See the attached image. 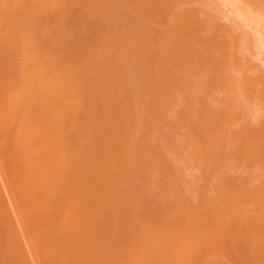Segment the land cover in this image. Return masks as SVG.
<instances>
[{"label": "bare ground", "instance_id": "1", "mask_svg": "<svg viewBox=\"0 0 264 264\" xmlns=\"http://www.w3.org/2000/svg\"><path fill=\"white\" fill-rule=\"evenodd\" d=\"M164 1L165 0H0V146H1L0 156L2 155L3 156L2 158H5L8 164L14 167L12 169V171L14 172H11L12 180L14 178V181H12L14 183L13 190L15 188L16 195L21 203L19 207L21 219L23 222V226L25 227L24 229L28 232L29 237H31L33 240L32 245L35 247V251H37V255H38L36 256V259L37 257H39V261H40L39 263L41 264H197L199 260L196 261V256L198 253H202L199 252L202 250L205 251L204 252L205 254H202L204 255L203 257H205V261H206V263L204 264H215L214 261L215 258L213 257L216 256H213L214 254L213 247L219 244V241L222 240L220 238L221 235L219 236V233L221 231H218V229L220 228L218 226L219 224L217 223L218 221H216V223L218 224L217 225L215 221L211 220L214 219L213 217L210 219L208 218V221L211 220L213 224L215 223L217 225V227L214 224L213 227L208 226L207 229L205 226H204L205 228L202 227L204 224L202 225V221H200L203 220L204 218L199 220L202 211L204 210L206 214L208 212V209L209 208L211 209V207L213 206V201H210L211 200L210 198H208V200L204 198L205 200L204 201L202 196L201 199L205 202L204 203L203 201H201L202 205H199L200 203L197 205L195 202H192V200L191 203L189 201L188 202L186 201L188 203V207L184 206L186 207L185 208L186 211L184 213L185 215L183 214L184 215L183 217L180 215L179 216L176 215L172 219L171 218L169 219L168 217H170V214L172 216L173 214L175 215L177 213L172 212L173 214L170 213L168 215L166 212L168 210H165L164 215L166 217H164L163 215L164 217L163 220H160L161 219L160 217L158 220H154L155 222L160 221L159 224L157 225L148 226L146 223L142 222L139 218L142 216L141 215L142 213L147 214L149 208L151 207L152 209L153 207L151 206L153 203L152 202L150 206H149L150 203L149 204L147 203L148 206L145 208L146 199L149 196H150V198H148L149 201L152 198H155V196L153 197V195L150 193L151 190H149V188L152 189L151 184L155 183V185H157L159 182V180H157L158 178H155L156 182L158 181L157 183L155 182L154 177H153L154 180L152 179L153 173L151 171L153 169L156 172V170H159L160 166L161 167L164 166V162H161L163 158H161L158 154L157 155L159 156V158H161L160 159L161 161L155 159L154 156L151 155L149 156V154L147 155L146 150L143 151L146 148L145 147L146 144L149 143L150 141L149 138L151 137L150 136L148 138L149 141L146 140L145 134L146 135L147 134L150 135V134L146 132L145 129H148L147 131H151L152 130L151 126L155 124L151 122L152 120L151 119L150 120L151 126H148L150 124L148 123L149 121L147 117H150L151 113L152 114L154 113L150 111V114L148 115L149 109L142 108L145 105L143 106L140 104V101L143 100L142 98L143 96L141 95L144 96L147 95V97L153 96L154 98H157L158 106L157 105L156 106L159 108L155 106L156 103L154 104V106L156 107L155 110L158 111V109H160L161 106L163 105L167 106L165 105V103L164 104L162 103L163 105H161V101L163 97L168 94V92L170 93L169 90H172L169 89V86L171 85L173 86L174 84V86L176 85L178 87L179 85H181L182 87L181 80L182 78L184 79L186 77L185 75V77L181 78L180 76L182 75L176 74V72L178 71L177 69L180 70V67L177 68L176 67L177 64L174 63L175 61L174 58L177 56L175 57L173 56L174 58H172L170 54L172 49V45L170 43L173 42L169 37L165 39L166 41L165 42L164 40L161 41V39L165 38V36H163L162 38L163 33L161 35L157 34V36H161V38L159 37L160 38L159 40H156L157 43H154L155 41L154 40L153 44L155 45H152L151 38L149 43L148 39L150 36H146V35H149L148 34L150 33L149 30L152 29L151 28L152 25L156 24L158 20L154 22V24H152L150 28H148L149 29L148 33L147 31H145L144 33V29L146 28L145 30H147L148 27L146 25L143 31H141L144 20L142 22L141 21L142 18H139V15L141 14L140 12H142V8L144 7L146 9L147 8L150 9L153 8L154 6H159V5L161 6V3L163 5L165 4ZM192 1L189 2L191 3ZM201 1H203L202 3L204 4L207 0H205V2L204 0H197V2L199 3H201ZM225 1L227 2V0ZM236 1L237 0L235 1L233 0V2ZM246 1H248L247 2L248 5L250 4L253 7H257L258 13L260 11H262L260 12V14L264 13V0H246ZM196 7L195 8L192 7L187 10L185 9L186 11L183 10L184 12L174 11L176 13L175 14L176 17L174 15L173 19H171L173 21V24L172 22L170 24H172L173 27H175L174 22L176 20H174V18L175 19L177 18V19H181V21H183L182 23L185 22V25H188V27L190 24H192L193 26L190 28L193 30V28L195 27L194 32L198 31V29L196 28L200 29V27L198 25H197L198 27L195 26L193 20L194 18H196V15H199V13L202 14V12L204 11H200V8H198V6ZM156 8L157 7H155V9ZM182 8L183 7H181V9ZM207 8H209V6ZM251 9L250 12L248 11L246 16L251 17L250 15L253 14L251 13ZM210 11L209 13L214 14L213 12ZM168 13L170 14V12ZM209 13L207 14L206 21L204 20L206 18L205 13L203 15L205 16L203 21H205L206 24L204 23L205 24L204 27L202 25L201 28H203L206 31L204 34H208V32L215 30V26H214L215 23L218 22L217 24H219V21L215 20L217 15L215 17V15H211ZM238 13L239 12H237L236 14L238 15ZM119 14L122 18H124V20H126L127 25L124 23L123 27H120V25L123 24L121 23L123 21L120 22L121 24L119 23V19H121L119 18L120 17ZM166 14L167 13H165V15ZM137 17L139 18L140 23H138L139 21L137 20L138 19ZM147 19L150 18L148 17ZM244 19L250 25V28L251 26L256 27L254 25H256L255 23L257 21L253 25H251L252 22H254L255 20L254 18L245 17ZM261 20L262 22H264V19L261 18ZM95 21H97V25L94 26L93 23ZM214 21L215 23H213ZM141 23H142V27L140 28ZM148 24L150 25V23ZM166 26L169 25H165V27ZM205 27L211 31L206 30ZM155 29L153 30L155 31ZM203 29L202 31H204ZM157 31H160V29L158 30L157 28ZM166 31H168L167 28ZM215 31H218V29L216 28ZM253 31H255V28ZM232 32L230 33L233 34ZM202 33L198 34L197 32L196 37H199ZM221 33L222 32L217 33L218 36L211 34L214 35L212 39L214 38L217 39L219 37L216 41L220 40L221 35L219 34ZM228 33L226 35L227 38L228 35L230 36V34ZM247 33L249 34V32ZM247 33H245L244 35H246ZM254 33L251 35L254 36ZM258 33L262 34L261 31H259ZM261 34L260 37H262ZM201 37L203 38V36ZM201 37H199V39H201ZM233 37H235V41H236L240 36L233 35L232 38ZM248 37L246 39H249ZM169 39L171 40V42L169 41ZM254 39H256L255 36ZM254 39H252L251 41H253ZM182 41L180 43H176L177 41H175L174 44L176 43V45L180 46L183 43ZM224 41L222 43H220L219 41L220 45L224 46L225 45ZM239 42L241 44V41ZM256 42L261 43L264 42V40L258 42V40L256 39ZM244 43L246 42L244 41ZM253 43L254 45H256L255 42ZM249 44L251 43L249 42ZM243 46L245 47L244 44ZM235 49L237 50V47H235ZM196 50L197 48L195 49V51ZM225 50L227 51V49ZM208 54L209 52L207 53V56ZM227 54H228L227 58L230 54H232L233 56V57L231 56L232 57L231 60L233 59V61L232 62L230 61L231 63H229V65L232 66L233 63L236 62L235 59L238 60L239 57H236L234 59L233 53L230 54L227 53ZM183 60L181 59V61ZM178 61L180 62L179 59ZM262 61H264V59H262ZM192 62L194 63V60H192ZM200 62L201 61H199V63ZM182 64L183 62H181V65ZM214 64H215V60H214ZM199 65L201 64H198V66ZM236 65L233 66V69L234 67H236ZM240 65H241L240 69H238L239 67L237 65V68H235L234 70L237 71L241 70L243 65L242 64ZM254 65L255 64H253V66ZM245 68L251 69L252 67L246 66ZM256 68L257 66H255L253 69L255 70ZM250 69H248L249 72L250 71L254 72L253 69L252 70ZM257 70L259 71L260 68ZM185 71H186L185 74H187L188 72L190 74V71L192 70L188 71L187 69ZM185 71H183L182 69L181 71L182 74ZM253 72H251L250 74L251 76L248 75V77L244 76L247 75L248 73L242 75L243 73L239 72L241 73L242 77L244 76V80L246 81L249 80L248 83H250L251 85V88L249 84H248L249 88L247 87L248 89H250L249 91L250 96L245 91L246 94L248 95L247 98H251L250 106L248 104L249 111L250 110L251 111L249 112L248 110L245 109L246 111H248L249 113L248 114L243 109L245 111L244 115H246L245 118H243L244 117L243 115L238 116L239 118L242 117L243 119L242 120L237 119V121H240L239 122L240 124L238 123L239 127L237 131L232 133V135L231 133L229 134L236 142V147H237L235 153L236 155L234 158L237 164L236 165L237 173L235 174L237 176H235L234 179L236 182H234L235 184H233V186L230 183L228 184L229 186L231 185L230 191H229V186L227 185L228 188H226V185H223L224 183L221 185L225 188L220 186L219 185L220 183H218L219 187L213 185V187L215 186L213 189L214 191L211 190V185L214 182L211 185H209L210 187L206 186L207 182L206 185H202V186H206V190H202V192H205L209 189L208 193L211 190L210 193L219 192L220 196L223 193V191H224L223 193L224 196L225 194H227V192L229 194L231 192L234 193L231 197L232 200L231 204L234 207L232 205L231 206L234 209L236 215L235 216L233 214L236 217L235 218L236 220L234 221L236 224H235V229L233 230L234 231L233 234L235 235L234 244L236 248L235 251L237 253L236 255L237 258L239 259L238 262H240L241 264H246L245 262L250 260L254 254H257L259 247L260 248L261 246L264 247V245L261 244L262 241H264V238H261L262 241L259 238L262 237V233H264L262 232V229H260L262 226L259 227L260 231L258 232V233L262 232L260 234L261 236L259 234L258 235L256 234L258 231V229L256 230L257 226H260L262 222H264V219H262V222H260L261 224H258L259 223L258 221L261 220L258 219L260 218L258 215L259 204L260 206L261 205L264 206V204L261 203L264 202V200H262L264 198L261 197L262 195H264L262 194L264 193V185H262V183H264V178H261L262 181H259L260 176L264 175V73L262 72L258 73L257 71H255L256 73L252 75ZM235 73L233 72V74ZM249 76L250 77L253 76V77L247 80ZM219 77L222 76L219 75ZM245 77L247 78L245 79ZM187 78L190 80L189 77ZM239 79L241 78L239 77ZM195 81H197V79ZM189 85L191 86V84ZM184 87L180 88L179 90H182ZM185 91L187 93V90ZM238 91L241 92V90ZM181 92L182 91H180V93ZM170 96L171 95H168V97ZM175 96L177 97V95ZM182 96H183V92L181 94V97ZM205 96H207V94ZM140 98L142 100H140ZM166 98H164L165 102L167 100L170 102L169 98L167 100ZM238 98L240 97L238 96ZM171 99L173 100V98ZM189 99L191 100V98ZM179 101H181V99ZM159 103L161 106H159ZM242 105L245 106V104ZM151 106H153V104ZM230 107L232 108L231 105ZM150 108L151 110L153 109L152 107ZM213 110L215 112V109ZM233 110L230 109V111ZM198 112L200 111H197V113ZM233 112L231 114H233ZM144 113L146 116L144 115ZM165 113L167 112L165 111ZM176 113L179 114L178 112ZM189 113H191V111ZM171 114L173 113L171 112ZM203 114L205 115L206 113L203 112ZM209 114L210 116H212L211 113ZM234 114L238 115L237 112ZM162 115H164V113ZM162 115L160 116V118L162 117ZM198 115L201 114L198 113ZM198 115L195 114V116L197 117ZM167 116H169L168 113ZM178 116H180V114ZM235 116L234 119H236ZM197 117H195L196 118L195 120L199 119ZM202 118H205V116H203ZM157 119L159 118L158 117L156 118V125L158 121ZM234 119L233 120L231 119V121H234ZM213 122L215 121L213 120ZM222 123L223 122H221V124ZM184 124L186 123L184 122ZM191 124L192 123H190V125ZM221 124L219 123V126H222ZM176 125L179 124L177 123ZM158 126H160V124ZM149 127L151 128V130ZM200 128L194 127L193 129H195L194 131L196 130L201 131L202 129ZM231 128L234 129L236 127L231 126ZM154 129L156 131V127ZM204 129H207L206 126ZM143 131H145V134L142 133ZM223 131H226V129ZM215 133L217 134V132ZM196 137L198 138L199 136L196 135ZM215 137L219 138V136L216 135ZM204 138L205 137H203L202 139ZM232 138L231 140L233 141ZM189 139L190 138L188 139L186 138L188 143L192 140V138L190 141H188ZM221 139H223V136ZM151 140H153V138H151ZM179 140L182 139L179 138ZM215 140L216 139H214V141ZM181 143L182 142H180V144ZM189 144L192 146L191 143ZM168 145L171 146V143H168ZM142 146H144L145 148L144 147L142 148ZM159 146L160 144L154 148H159ZM173 146L175 147L176 144ZM185 147L186 146H184V148ZM186 148L184 150H186ZM211 148H212V144H211ZM199 149L200 148L196 150ZM153 151L155 152L154 149ZM156 152H158V150ZM190 152L192 151H189L188 153ZM192 154H194V152ZM146 155L149 156V158L152 157L151 160L148 159ZM174 155L176 156V154ZM145 158H147L146 159L147 163L146 160L143 161V159ZM188 158H192V157L189 156L187 157V159ZM152 160L156 161L155 162L156 164L158 161V163H162L163 165L160 164L155 165V163H152L154 166L153 167L152 164H150L151 162H153ZM200 161L196 162L195 160L196 163ZM222 161L218 160V162H222ZM179 163L177 162L178 165ZM203 163L204 162H202V165L205 164ZM213 163L215 162H212V164ZM146 164L148 166L145 168ZM149 164L152 167H150ZM187 164H189L188 161ZM217 164L219 165L220 168L221 164L219 163ZM224 166L225 165H223V168ZM137 167L139 169V173L142 175V177L141 175H139L138 177H141L142 179L144 178V180L142 181V183L144 182L143 185L141 182H140L141 185H136V183H139L136 182L135 180L136 179L135 177H137V175H135V172L137 174L136 171ZM205 167L207 166L205 165ZM181 168L183 169V167ZM212 168H214V166H212ZM216 168L218 170L217 166ZM221 168L220 170H222ZM170 169L171 168L169 167V170L167 169V172L170 171ZM191 169H192L191 171H193V168ZM204 169L206 170V168ZM164 172L167 173L165 168H164ZM12 173H14V176ZM180 173H182V171ZM163 174L164 173H161L160 170L159 175L163 176L164 180L167 182L168 177L166 179L165 174L164 175ZM155 175H157L156 177H160L157 173ZM177 175L179 176L178 172ZM177 175H173V176L177 177ZM187 176L185 177L187 178ZM163 177H162V181H164ZM179 177H181V175ZM183 177L184 176H182V179ZM207 177H204L206 181L207 179H209ZM227 177L225 178L226 179L225 182H228ZM141 178L139 179L141 180ZM171 178L173 179V177ZM177 178H175V180ZM214 180H216V178ZM166 182H165V187L161 184L164 188H166V184H167ZM168 182L169 184L171 183L170 180H168ZM179 184L180 181H178L177 186H179ZM13 185L11 184V186ZM161 185L159 184L158 186L162 188ZM167 188H169V185ZM183 189H185V187ZM201 189L203 188L201 187ZM224 189H227V191H225ZM164 190L168 191V189H164ZM164 190L155 189L154 194L155 195L157 194L156 191L162 194L164 193L162 192ZM173 190L175 191V189ZM191 190L192 187L190 188V191ZM200 190L196 189V191H198L199 194H200ZM179 191L180 190L176 192L178 193ZM180 192L184 193L182 190ZM170 194L172 195L171 192ZM205 195L206 194H204V196ZM165 196L166 195H163V197ZM220 196L218 197L219 200L221 199ZM167 197L170 200H173L169 197L168 194ZM156 198L159 197L156 195ZM215 198L214 199L212 198L214 202L217 201L215 200ZM260 198L262 200L261 202H259ZM222 200L225 201L223 198ZM209 202H212L211 207H209ZM163 204L167 205L168 202ZM177 204H179L178 201L176 202V205ZM179 205H177L178 208L181 205H185V204L183 203L180 206ZM262 206L261 208H259L260 211L264 210L262 209ZM166 207H164V209ZM177 207H175L174 205V208ZM215 207H212V209ZM227 207L229 208V206ZM219 209L223 211L221 208ZM213 211L215 212V210ZM155 212L156 211H154V214H158ZM182 212L178 211V214L179 213L181 214ZM216 212L218 214V211ZM260 213L264 215V211H261ZM152 214L153 213H151V215ZM195 214L198 217L195 216ZM209 214L213 216L212 213ZM229 215L230 216L228 217V219L232 218L231 213ZM142 217H144V215ZM176 218H180V219L176 220ZM208 221H206V223ZM200 227L203 228L204 230H201ZM26 233H24V236ZM229 234H230V230H229ZM14 236L15 235H13L12 238L10 237V235H9L10 238L8 236L6 237L5 242H7L6 244H8L9 248L6 249L5 255L12 258L20 259V256H22L20 252L22 250L19 251L20 247L18 248L17 245L18 238L15 239L18 236H15V238ZM256 236H259L257 237L258 239H255ZM224 239L225 238H223V240ZM255 240L261 242L259 243L260 246L258 245V243L255 245V246H259L258 248L255 247L256 251L253 249L254 244L256 242ZM18 242H20V239ZM220 243L221 245L220 244L219 245L221 247L223 242L220 241ZM27 244L29 245V243ZM219 245H217L218 246L217 249L219 248ZM253 250L256 253L255 252L253 253ZM260 251L262 250L260 249ZM215 253L217 252L215 251ZM218 254L221 255V252ZM202 255L200 254V256ZM2 256H4V254L0 256V260L5 261V257ZM256 256L254 255L253 258ZM253 260L255 261L257 260V258ZM194 261L196 262L194 263ZM250 262L253 261L252 260L248 261L249 264H251ZM255 262L257 263L258 261Z\"/></svg>", "mask_w": 264, "mask_h": 264}, {"label": "rangeland", "instance_id": "2", "mask_svg": "<svg viewBox=\"0 0 264 264\" xmlns=\"http://www.w3.org/2000/svg\"><path fill=\"white\" fill-rule=\"evenodd\" d=\"M184 1V2H183ZM165 0L164 1V5L161 3V6L159 5V4H157V5H159V6H154L153 8H142V12H140L141 14L139 15V18H142L141 19V21L143 22V20H144V22H143V27H142V23H141V26H140V28L142 27V29H141V31H143V29H144V27H145V25L146 26H148L147 27V30H145L144 29V33H145V31H147V33L150 31V33H151V35H150V33H148L149 35H146V36H150L149 37V43H150V38H151V41H152V45H155V44H153V41L155 40H159L160 38H161V36H157V34L158 35H161L162 33V38H163V36H165V38H163V39H161V41H165V39H167L168 37L172 40V42L173 43H170L171 42V40L169 39V43L172 45V49H174V50H172L171 49V52H170V54H171V56H172V58H174L175 56H177V57H175L174 58V63H176L177 65H176V67L177 68H179L180 67V70L179 69H177L178 71L176 72V74L177 75H182V76H180L181 78L182 77H185V75H186V77L183 79L182 78V80H181V83H182V87H184L187 83V85L182 89V90H179L180 88H182L181 87V85H179L178 87L175 85L174 86V84H173V86L171 85V86H169V89H172V90H169L170 91V93L168 92V94L167 95H165L164 97H163V99H162V101H161V105H163L164 103H165V105H167V106H161L160 105V103H159V106H161L160 107V109H158V111L157 110H155L156 109V107L158 106V104H157V98H154L153 96L151 97V96H148L147 97V95L146 96H144V95H141V96H143L142 98H143V100L140 98V100H142V101H140V104L141 105H145L144 107H142L143 109L145 108H147V109H149V113H148V115L150 114V111L151 112H153L154 114H152L151 113V115H150V117H147V119H148V123L150 124V125H148V126H151V122H153L155 125H153V126H151V128H152V130H151V128H150V130L151 131H147L148 129H145L146 130V132H148L150 135H146L145 134V131H143L142 133L143 134H145V136H146V140H148V138H149V143H147L146 144V148L144 147V146H142V148L144 147L145 149L143 150L142 148V150L143 151H147V155L149 154V156L151 155V156H154V158L155 159H158V161H161L160 159L161 158H163V160L161 161V162H164V166H160V168H159V170H156V172H155V170H153L152 169V173H153V175H152V179H153V177H154V179L155 178H158L157 180H159V182H158V184L157 185H155V183L154 184H151L152 185V189L151 188H149V190H151V194L153 195V197L155 196V198H152L150 201H149V199L148 198H150V196L146 199V203H145V208L148 206L147 205V203L149 204V206L151 205V203H152V205L151 206H153L152 207V209H154V210H152L151 209V207L149 208V210H148V212H147V214L146 213H142L141 215L143 216L144 215V217H139L140 218V220L142 221V222H144V223H146L148 226H152V225H157V224H159V222L158 221H154V220H158L159 219V217L161 218L160 220H163V218L164 217H166L165 215H164V213H165V210H168V211H166L167 212V214L169 215L170 213H172V212H174V213H177V214H173L172 216H171V214H170V217H168L169 219L171 218H173L174 216H176V215H180V216H184L185 214V211H186V207H184V206H187L188 207V201L191 203V200H192V202H195L197 205L199 204V205H202V203H201V201H203L204 200V198L205 199H207L208 200V198H210L209 200L210 201H213V206L212 207H215V208H213L212 209V207H211V204H212V202H209V207H211V209L209 208L208 209V212L209 213H212L213 214V216L211 215V214H209L208 212L205 214V212H204V210L202 211V213L201 214H204V215H201L200 214V218H199V220L200 219H203V220H200V221H202V227L203 228H207L208 226H212L213 227V225L216 223V221H218L217 223L219 224H217L220 228L218 229V231H221L220 233H219V236L221 235V239L222 240H220V241H222L223 242V244H222V246L220 247V245H221V243H220V241H219V244H217V245H219V250L217 249V245H215V247H213L212 249H213V252H214V254H213V256H216V257H213V258H215L214 259V261H215V264L217 263V264H241L240 262H238V258H237V253H236V248H235V235L233 234L234 233V229H235V212H234V209L232 208V200H231V197H232V195L234 194V193H228L227 192V194H225V196H224V191H223V196H222V194H221V196L219 195L220 193L218 192V193H213V195H212V193H210L211 192V190H213L214 189V187L215 186H217V187H219L218 186V183H220L219 185L220 186H222L221 184H223V185H226V188H228L227 187V185L230 183L232 186H233V184H235L234 182H236L234 179H235V176H237V175H235L236 173H237V171H236V161H235V153H236V150H237V147H236V142L234 141V139L231 137V135H232V133H234L235 131H237V129H238V123L240 122V121H237V119L239 120V119H243V118H245V116L246 115H244L245 113V111L246 110H248L249 111V106H250V99L251 98H247L248 97V95L250 96V94H249V91H250V89H248L249 87H248V84L250 85V83H248L249 82V80L248 79H250V78H252V77H250L251 75V72H253V71H250L249 72V70L248 69H250V68H248V69H246L245 67L246 66H250V67H252L250 70H252L255 66H257V68L254 70V72L252 73V75L254 74V73H256L255 71H257L258 73H260V72H262V73H264V71H262V70H264V61H262V59H264V49H262V48H264V44H262V43H264V42H261V43H257L256 42V39L258 40V42H260V41H262V40H264V31H262V30H264V28H262V27H264V22H262V20H261V18L262 19H264V15H262V14H264V13H261L260 14V12H262V11H260L259 13H258V9H257V7H253L252 5H248V1H246V0H237L236 2H233V0H227V2L225 1V0H207V1H209V2H205V0H204V2L205 3H207V4H203L202 2L203 1H201V3H199V2H197V0L195 1H192V0H189V1H192L191 3L189 2V1H186V0ZM222 1V2H221ZM225 1V2H224ZM235 1V0H234ZM177 2V3H176ZM186 2V3H185ZM196 4H194V3ZM224 2V3H223ZM172 3V4H171ZM176 3V4H175ZM247 3V4H246ZM179 4H180V6H179ZM182 4H184V5H182ZM191 4V5H190ZM211 4V5H210ZM230 4V5H229ZM234 4V5H233ZM168 5V6H167ZM182 5V6H181ZM200 5V6H199ZM163 6V7H162ZM176 6V7H175ZM196 6H198V8H200V11H204V12H202V14L201 13H199V15H196V18H194V23H195V26H199L200 27V29L199 28H196V29H198V31H196V32H194V29H195V27L193 28V30L190 28V27H192L193 25L192 24H190L189 25V27H188V25H185V22L184 23H182L183 21H181V19H175L174 18V20H176L175 22H176V24H175V22H174V26L175 27H173V21L171 20V19H173V17H174V15L176 14L174 11H176V12H178V11H180V12H182L183 10L184 11H186L187 9H190V8H195ZM209 6V8H207ZM233 6V7H232ZM234 6H235V8H234ZM248 6H250V7H248ZM146 7V6H145ZM155 7H157L156 9H155ZM160 7V8H159ZM172 7V8H171ZM181 7H183L182 9H181ZM185 7V8H184ZM187 7V8H186ZM204 7V8H203ZM207 9H206V8ZM167 8V9H166ZM170 8V9H169ZM174 8V9H173ZM176 8V9H175ZM197 8V7H196ZM251 9V13H253V14H251L250 16L252 17V18H254L255 20H254V22H252V24L251 25H253L256 21L258 22H256L255 24L256 25H254V26H256V27H253V26H251V28H250V25L247 23V21L244 19L245 17H248V18H251V17H249V16H246V14L248 13V11L250 12V9ZM144 9H146V10H144ZM154 9H155V11H154ZM160 9H162V10H160ZM164 9V10H163ZM186 9V10H185ZM202 9V10H201ZM237 11V12H239L238 13V15L236 14L237 12L235 11V10ZM257 9V10H256ZM151 10V11H150ZM172 10V11H171ZM206 10V11H205ZM211 10V11H210ZM149 11H150V13H149ZM183 11V12H184ZM209 11L210 12H213L214 14H212V13H209ZM232 11V12H231ZM256 11V12H255ZM156 12H158V13H156ZM160 12V13H159ZM168 12H170V14L168 13ZM179 12V13H180ZM209 14H211V15H215V17H216V15H217V17H216V21L218 20L219 21V24H217V23H215V21L213 22V23H215L214 24V26H215V30H216V28L218 29V31L219 32H222L221 34H219V35H221V38H220V40H218V41H216L217 39L216 38H214L215 39V41H214V39H212L213 37H214V35H216V36H218V34L217 33H219L218 31H215V30H213V31H211V30H208L206 27V30H208V31H211V32H208V34H204L206 31L203 29V28H201V26L203 25V27H204V25L206 24V20H207V14L208 13ZM233 12H235V13H233ZM165 13H167L166 15H165ZM174 13V14H173ZM204 13H205V15H206V18L204 19V17L205 16H203L204 15ZM178 14V13H177ZM202 16H201V15ZM145 15V16H144ZM148 15V16H147ZM170 17H169V16ZM237 15V16H236ZM244 15H245V17H244ZM262 15V16H261ZM119 16H120V14H119ZM118 16V17H119ZM164 16V17H163ZM168 16V17H167ZM198 16V17H197ZM201 16V17H200ZM236 16V17H235ZM150 18V19H147V18ZM175 17H176V15H175ZM200 17V18H199ZM214 17V16H213ZM212 17V18H213ZM239 17V18H238ZM119 18H121V19H119ZM118 19H119V23L121 22V21H123V22H121V23H123L122 25H120V27H123V25H124V23L127 25V23H126V20H124V18H122L121 16L119 17ZM138 18V17H137ZM139 18L137 19L139 22L138 23H140V20H139ZM154 18V19H153ZM164 18H165V20H164ZM169 18V19H168ZM218 18V19H217ZM123 19V20H122ZM152 19V20H151ZM202 19V20H201ZM203 19L205 20V21H203ZM40 20H42V19H40ZM149 20V21H148ZM160 22H158V21ZM170 20V21H169ZM178 20V21H177ZM214 20V19H213ZM240 20V21H239ZM243 20V21H242ZM135 21H136V19H135ZM157 21V22H156ZM192 21V20H191ZM152 22V23H151ZM154 22H156V24H154ZM162 22H163V24H162ZM169 22V23H168ZM172 22V24H170ZM243 22H244V24H243ZM120 23V24H121ZM146 23V24H145ZM148 23H150V25L148 24ZM180 23H182V24H180ZM197 23V24H196ZM205 23V24H204ZM94 26L95 25H97V21H95L94 23ZM152 24H154V25H152ZM201 24V25H200ZM223 24H224V26H223ZM151 25H152V27H151ZM165 25H169V26H166L165 27ZM177 25H178V27H177ZM154 26V27H153ZM157 26V27H156ZM180 26H181V29H180ZM182 26H183V28H182ZM186 26V27H185ZM197 26V27H198ZM218 26H220V27H218ZM246 26V27H245ZM247 26H249V27H247ZM152 28V29H148V28ZM165 27V28H164ZM170 27V28H169ZM177 27V28H176ZM229 27V28H228ZM233 29H232V28ZM126 28V27H125ZM156 28V29H155ZM157 28H158V30L160 29V31H157ZM166 28H167V30L168 31H166ZM187 28H189V29H187ZM230 28H231V31H230ZM250 28V29H249ZM253 28V29H252ZM254 28H255V31H253L254 30ZM262 28V29H261ZM122 29V28H121ZM153 29H155V31L153 30ZM161 29H163V30H161ZM172 29V30H171ZM183 29V30H182ZM184 29H187V30H184ZM202 29L204 30V31H202ZM220 29V30H219ZM123 30V29H122ZM149 30V31H148ZM189 30V31H188ZM199 30H200V32H199ZM232 30H233V32H232ZM248 30V31H247ZM251 30V31H250ZM261 31L262 32V34H261V36L262 37H260V34L258 33L259 31ZM152 31H154V32H152ZM184 31H186V32H184ZM228 31H229V33H228ZM124 32H125V30H124ZM157 32V33H156ZM159 32H160V34H159ZM168 34H167V33ZM198 32V34L199 33H202L199 37H201V36H203V38L201 37V39H199V37H196L197 36V33ZM212 32H214V33H212ZM230 32H232L233 34H231ZM244 32V33H243ZM247 32H249V34L247 33ZM255 32V33H254ZM210 33V34H209ZM227 33L228 34H230V36L228 35V38H227ZM245 33H247L246 35H244ZM254 33V36L256 37V39H254V36L253 35H251V34H253ZM164 34H166V35H164ZM186 34H187V37H186ZM211 34H214V35H211ZM195 35V36H194ZM206 35V36H205ZM233 35H238V36H240L236 41H235V37H233L232 38V36ZM244 35V36H243ZM167 36V37H166ZM189 36V37H188ZM194 36V37H193ZM208 36H210V37H208ZM215 36V37H216ZM249 36V37H248ZM252 36V37H251ZM160 37V38H159ZM192 37V38H191ZM229 37H231V38H229ZM249 38V39H246V38ZM158 38V39H157ZM188 38H191V39H188ZM243 38V39H242ZM197 39V40H196ZM209 39H210V41H209ZM221 39H223V40H221ZM252 39H254L253 41H251ZM183 40V41H182ZM193 40V41H192ZM196 40V41H195ZM212 40V41H211ZM225 40V41H224ZM247 40H248V42H247ZM154 41V43H157V41L155 42ZM175 41H177L176 43H180L181 41L183 42L180 46H178V45H176V43L174 44V42ZM219 41H220V43H222L223 41H224V43H225V45L223 46V45H220V43H219ZM234 41V42H233ZM237 41H238V44H237ZM239 41H241V44H240V42ZM242 41H243V43H242ZM244 41L246 42V43H244ZM159 42V41H158ZM166 42V41H165ZM195 42H197V43H195ZM199 42V43H198ZM212 42H214V43H212ZM217 42V43H216ZM235 42H236V44H235ZM249 42L251 43V44H249ZM253 42H255V44L256 45H254V43ZM232 43H233V45H232ZM209 44V45H208ZM211 44H212V46H211ZM228 44V45H227ZM243 44L245 45V47L243 46ZM260 44V45H259ZM157 45V44H156ZM188 45V46H187ZM192 45V46H191ZM194 45V46H193ZM202 45V46H201ZM216 45V46H215ZM226 45H227V47H226ZM234 45H235V47H237V50L235 49V47H234ZM247 45V46H246ZM177 48V50H178V48H179V50L177 51L176 50V48ZM204 46V47H203ZM209 48H208V47ZM215 46V47H214ZM219 46V47H218ZM243 46V47H242ZM258 47V49H257V47ZM155 47V46H154ZM190 47H191V49H190ZM240 47H241V49H240ZM248 49H247V48ZM152 48H153V46H152ZM186 48H187V50H189V51H187L186 50ZM189 48V49H188ZM194 48V49H193ZM197 48V50L195 51V49ZM224 48V49H223ZM233 48H234V50H233ZM244 48V49H243ZM207 49V50H206ZM214 49H216V50H214ZM225 49H227V51L225 50ZM231 49V50H230ZM184 50H186V51H184ZM221 50V51H220ZM235 50H236V52H235ZM238 50H240V51H238ZM260 50V51H259ZM177 51V52H176ZM179 51H180V53H179ZM184 51V52H183ZM176 52V53H175ZM186 52V53H185ZM194 52V53H193ZM209 52V54H208V56H207V53ZM219 52H221V53H219ZM174 53V54H173ZM198 53H202L201 55L200 54H198ZM227 53H233V55H234V59L236 58V57H239V59L237 60V59H235V61L237 62V65H238V69H240L241 68V65L240 64H242L243 66H244V69H246V70H244L243 69V66H242V69L241 70H234L235 68H237V65H236V62L235 63H233V65L231 66V65H229V63H231L232 61H233V59L231 60V58L233 57L232 56V54H230L229 56H228V58H227ZM176 54V55H175ZM184 54V55H183ZM221 54H222V57H221ZM255 54V55H254ZM194 55V56H193ZM200 55V56H199ZM259 55V56H258ZM174 56V57H173ZM188 56H190V57H188ZM213 56V57H212ZM232 56V57H231ZM253 56H255V57H253ZM179 57V58H178ZM204 57V58H203ZM212 57V58H211ZM200 58V59H199ZM219 58V59H218ZM222 58V59H221ZM242 58V59H241ZM247 58H248V60L250 61H248L247 60ZM255 58V59H254ZM178 59L180 60V62L178 61ZM181 59L183 60V61H181ZM202 59V60H201ZM211 59H213V60H211ZM229 59V60H228ZM255 61H254V60ZM256 59H258L259 60V62H258V60H256ZM192 60H194V63L192 62ZM214 60H215V64H214ZM177 61V62H176ZM196 61V62H195ZM199 61H201L200 63H199ZM205 61V62H204ZM226 63H225V62ZM227 61H228V63H227ZM231 61V62H230ZM241 61V62H240ZM244 61V62H243ZM181 62H183V64L181 65ZM202 62H203V64H202ZM208 62V63H207ZM238 62H239V64H238ZM246 62H247V64H246ZM185 63V64H184ZM201 64V65H199L198 66V64ZM206 63V64H205ZM219 63V64H218ZM257 63V64H256ZM180 64V65H179ZM214 64V65H213ZM218 64V65H217ZM246 64V65H245ZM253 64H255L254 66H253ZM262 64V65H261ZM175 65V64H174ZM187 65V66H186ZM192 65H193V67H192ZM196 67H195V66ZM227 65V66H226ZM234 65H236V67H234V69H233V66ZM240 65V66H239ZM231 66V67H230ZM174 67V66H173ZM181 67H182V69H183V71H185V70H187L188 69V71L189 70H192V71H190V74H189V72L187 73V74H185L186 73V71L185 72H183V74H182V69H181ZM192 67V68H191ZM198 67H200V68H198ZM220 68V70H219V68ZM260 68V70L258 71L257 69H259ZM184 68H185V70H184ZM197 68V69H196ZM229 68V69H228ZM197 71H196V70ZM223 69H225V70H223ZM228 69V70H227ZM233 69V70H232ZM219 70V71H218ZM222 70V71H221ZM231 70H232V72H231ZM242 70H244V71H242ZM247 70H248V72H247ZM217 73H216V72ZM204 72V73H203ZM219 72H221V73H219ZM233 72L235 73V74H233ZM239 72H242L243 74L242 75H244V74H247V75H244V76H247L248 77V75H250L249 76V78H247V77H245V79L247 78V80L248 81H246V80H244V76L242 77V75H241V73H239ZM194 73V74H193ZM237 73H239V74H237ZM184 75V76H183ZM219 75H221L222 77H219ZM229 77H228V76ZM194 76V77H193ZM196 76H198V77H196ZM236 76V77H235ZM187 77H189L190 78V80L187 78ZM237 77H238V79H237ZM239 77L242 79H239ZM187 78V79H186ZM233 78H235V79H233ZM197 79V81H195ZM229 79H230V81H229ZM233 79V80H232ZM228 80V81H227ZM226 81V82H225ZM239 81V82H238ZM241 81H243V82H241ZM245 81V82H244ZM172 82V81H171ZM196 82V83H195ZM232 82V83H231ZM198 83V84H197ZM243 83H246V84H243ZM189 84H191V86L189 85ZM246 85V86H245ZM243 88H242V87ZM186 87H188V88H186ZM191 87H193V88H191ZM195 87V88H194ZM198 87V88H197ZM201 87V88H200ZM248 87V88H247ZM250 88H251V85H250ZM196 89V90H195ZM185 90H187V93H186V91ZM195 90V91H194ZM197 90H198V92H197ZM238 90H241V92L240 91H238ZM180 91H182L183 92V98L181 97V94H182V92L180 93ZM193 91V92H192ZM247 92V94H246V92ZM237 92V93H236ZM245 92V93H244ZM178 93H180V94H178ZM194 93H197V94H194ZM242 93V94H241ZM187 94H189V95H187ZM194 96H193V95ZM207 94V96H205ZM209 94V95H208ZM239 94V95H238ZM244 94V95H243ZM246 94V95H245ZM168 95H171L170 97H168ZM175 95H177V97L175 96ZM192 97H191V96ZM241 95V96H240ZM140 96V97H141ZM172 96H174V97H172ZM238 96L240 97V98H238ZM243 96H244V98H243ZM150 97H151V99H150ZM167 97V98H166ZM197 98V99H195V98ZM236 97V98H235ZM164 98H166V100L169 98V100H170V102L167 100L166 102H165V100H164ZM171 98H173V100L171 99ZM188 98V99H187ZM189 98H191V100L189 99ZM200 98V99H199ZM204 98V99H203ZM149 99V100H148ZM181 99V101H179ZM186 99V100H185ZM193 99V100H192ZM208 99V100H207ZM243 99H246V100H243ZM147 102H146V101ZM156 102H155V101ZM199 100V101H198ZM151 103H149V102ZM152 101H154V102H152ZM164 101V102H163ZM173 101V102H172ZM205 101V102H204ZM233 101H235V102H233ZM242 101V102H241ZM246 101H248V102H246ZM190 102V103H189ZM191 102H193V103H191ZM200 102V103H199ZM209 102V103H208ZM149 103V104H148ZM156 103V104H155ZM163 103V104H162ZM166 103H168V104H166ZM169 103H171V104H169ZM178 103V104H177ZM183 103V104H182ZM187 103V104H186ZM196 103V104H195ZM199 103V104H198ZM239 103H240V105H239ZM245 104V106H243L242 104ZM153 104V106H151ZM154 104H155V106H154ZM181 104V105H180ZM190 104V105H189ZM207 104V105H206ZM209 104V105H208ZM236 104V105H235ZM248 104H249V106H248ZM168 105H169V107H168ZM176 105V106H175ZM179 105V106H178ZM189 105V106H188ZM198 105V106H197ZM203 105V106H202ZM205 105V106H204ZM226 105V106H225ZM230 105L232 106V108L230 107ZM243 107H245V108H243ZM247 105V106H246ZM175 108H174V107ZM182 106V107H181ZM210 106V107H209ZM241 106V107H240ZM150 107H152L153 109V111L151 110V108ZM164 107V108H163ZM198 107V108H197ZM203 107H205V108H203ZM209 107V108H208ZM214 107V108H213ZM229 107V108H228ZM238 107H239V109H238ZM248 107V108H247ZM157 108H159V107H157ZM180 108V109H179ZM217 108V109H216ZM224 108V109H223ZM233 108H234V110H233ZM242 108V109H241ZM178 109V110H177ZM199 109V110H198ZM204 109H206V110H204ZM210 109V110H209ZM213 109H215V112H214V110ZM230 109L231 110H233V111H230ZM236 109V110H235ZM245 111H244V110ZM250 109H251V107H250ZM162 111V113H161V111ZM169 110V111H168ZM179 110H181V111H179ZM193 110V111H192ZM200 111V112H198L199 114H201V115H198V113H197V111ZM208 110H209V113H211V115L212 116H210V114L208 113ZM212 110V111H211ZM225 110H226V112H225ZM145 111V110H144ZM165 111L169 114V116H167V113H165ZM191 111V113H189ZM196 113H195V112ZM241 111V112H240ZM248 111H246L247 113H248ZM251 111V110H250ZM249 111V112H250ZM145 112V113H146ZM157 113V115H156V113ZM159 112V113H158ZM170 112V113H169ZM171 112L173 113V114H171ZM176 112H178L179 114H180V116H178L179 114H177ZM188 112V113H187ZM203 112L204 113H206L205 115L203 114ZM233 112V114L234 113H236L237 112V114L238 115H236V114H231ZM145 113H144V115H145ZM164 113V115H165V118H164V115H162ZM219 113H221V114H219ZM225 113V114H224ZM242 113V114H241ZM188 114H190V115H188ZM191 114H193V115H191ZM195 114L196 115H198V117L197 116H195ZM249 114V113H248ZM147 115V116H148ZM153 115H155L156 116V118L158 117L159 119H157L158 121H157V125H156V118H155V116H153ZM162 115V117L160 118V116ZM222 115V116H221ZM225 115V116H224ZM236 115V116H235ZM244 116L243 118L241 117V118H239L238 116ZM146 116V115H145ZM193 116V117H192ZM197 117V118H199V119H197V120H195L196 118L195 117ZM201 116V117H200ZM203 116H205V118H202ZM210 116V117H209ZM224 116V117H223ZM234 116L236 117V119H234ZM170 117H171V119H170ZM187 117V118H186ZM222 117V118H221ZM238 117V118H237ZM155 118V119H154ZM181 118V119H180ZM193 118V119H192ZM212 120H211V119ZM152 119V120H151ZM163 119V120H162ZM205 119V120H204ZM208 119V120H207ZM224 119H226V120H224ZM231 119L233 120L234 119V121H231ZM150 120H151V122H150ZM179 120V121H178ZM182 120V121H181ZM187 120V121H186ZM200 120H201V122H200ZM204 120V121H203ZM207 120V121H206ZM213 120L215 121V122H213ZM220 122H219V121ZM160 121H162V122H160ZM163 121H165V122H163ZM170 123H169V122ZM198 121V122H197ZM229 121V122H228ZM180 122H181V124H180ZM184 122L186 123V124H184ZM197 122V123H196ZM206 122V123H205ZM208 122V123H207ZM221 122H223L222 124H221ZM230 123V124H228V123ZM179 124V125H176V124ZM189 123V124H188ZM190 123H192L191 125H190ZM199 123V124H198ZM217 123V124H216ZM219 123L222 125V126H219ZM160 124V126H158ZM203 124H204V126H203ZM208 124H209V126H208ZM212 126H211V125ZM240 124V123H239ZM190 125V126H189ZM199 125V126H198ZM214 125V126H213ZM235 125V126H234ZM156 127V131H155V127ZM167 126H169V127H167ZM178 126V127H177ZM184 126H186V127H184ZM202 126H203V128H202ZM205 126H206V128L207 129H204L205 128ZM219 126V127H218ZM231 126L232 127H236V128H231ZM172 127V128H171ZM195 127V128H200V129H202L201 131L200 130H196V131H194L195 129H193V128ZM224 129H223V128ZM148 128V127H147ZM166 128V129H165ZM183 130H182V129ZM210 128H211V130H210ZM214 128H215V130H214ZM218 128V129H217ZM169 129V130H168ZM208 129H209V131H208ZM222 129V130H221ZM226 129V131H223V130H225ZM160 130V131H159ZM178 130V131H177ZM181 130H182V132H181ZM203 130H204V132H203ZM221 130V131H220ZM231 130V131H230ZM165 131V132H164ZM184 131V132H183ZM186 131V132H185ZM189 131H190V134H189ZM198 131V132H197ZM200 131V132H199ZM223 131V132H222ZM164 132V133H163ZM172 132H174V133H172ZM175 132H176V134H175ZM202 132V133H201ZM207 132V133H206ZM209 132V133H208ZM215 132H217V134L215 133ZM153 133V134H152ZM155 133V134H154ZM195 133H197V134H195ZM200 133V134H199ZM212 133H213V135H212ZM231 133V135H229ZM152 135H153V137H152ZM155 135V136H154ZM161 135V136H160ZM168 137H167V136ZM173 135V136H172ZM178 135V136H177ZM196 135L197 136H201L200 138L198 137H196ZM212 137H211V136ZM215 135L216 136H219V138L218 137H215ZM228 135V136H227ZM165 136V137H164ZM171 136V137H170ZM187 136V137H186ZM215 138H214V137ZM222 136H223V139H221L222 138ZM154 137H156V138H154ZM160 137V138H159ZM167 137V138H166ZM181 137H183V138H181ZM203 137H205L204 139H202ZM151 138H153V140H151ZM179 138L180 139H182V140H179ZM186 138L188 139V138H190L188 141H190L191 140V138H192V140L189 142V143H191L192 144V146L187 142V140H186ZM196 138V139H195ZM225 138V139H224ZM231 138L233 139V141L231 140ZM158 139H159V141H158ZM193 139H194V141H193ZM202 141H201V140ZM214 139H216L215 141H214ZM221 139V140H220ZM229 139V140H228ZM163 140H164V142H163ZM184 140H186V141H184ZM147 141V142H148ZM168 141V142H167ZM170 141V142H169ZM193 141V142H192ZM208 141V142H207ZM211 141V142H210ZM231 141V142H230ZM180 142H182L181 144H180ZM234 142V143H233ZM156 143V144H155ZM168 143H171V146L170 145H168ZM172 143H173V145H175L176 144V146L174 147L173 145H172ZM175 143V144H174ZM193 143H194V145H193ZM210 143V144H209ZM231 143H232V146H231ZM150 144V145H149ZM160 144V146H159V148H154V147H157L158 145ZM167 144V145H166ZM200 144V145H199ZM206 146H208V147H206ZM211 144H212V148H211ZM217 144V145H216ZM145 145V144H144ZM164 145V146H163ZM166 145V146H165ZM203 145V146H202ZM210 145V146H209ZM217 147H216V146ZM184 146H188L187 148H186V150H184L185 148H184ZM205 146V147H204ZM147 147H149V148H147ZM165 147H168V148H165ZM172 147V148H171ZM173 147H174V149H173ZM0 148H1V146H0ZM178 148H179V151H178ZM181 148H182V150H181ZM191 148V149H190ZM193 148V149H192ZM198 148H200L201 149V151H200V149L199 150H196V149H198ZM205 148V149H204ZM214 148H215V150H214ZM148 149V150H147ZM153 149L155 150V152L153 151ZM163 149V150H162ZM170 149H172V150H170ZM1 150V149H0ZM152 150V151H151ZM158 150V152H156ZM161 150V151H160ZM166 150H168V151H166ZM170 150V151H169ZM177 150V151H176ZM196 152H195V151ZM206 150V151H205ZM208 150V151H207ZM165 151V152H164ZM189 151H192V152H190V153H188ZM149 152V153H148ZM152 152V153H151ZM161 152V153H160ZM180 154H179V153ZM194 152V154H192ZM198 152V153H197ZM200 152V153H199ZM208 152V153H207ZM0 153H1V151H0ZM151 153V154H150ZM197 153V154H196ZM205 153V154H204ZM213 153V154H212ZM216 153V154H215ZM154 154V155H153ZM156 154V155H155ZM161 157V158H159V156ZM164 155V156H162V155ZM174 154H176V156H178V157H176ZM146 155V156H147ZM181 155V156H180ZM198 155V156H197ZM149 156H147L148 157V159H150L151 160V158H149ZM157 156V157H156ZM172 158H171V157ZM189 156H191L192 158H188L187 159V157H189ZM195 156H197V157H195ZM3 156L1 155L0 156V256L2 255V254H4V256H2V257H5V261L4 260H0V264H41V263H39L40 261H39V257H37V259H36V256H38L37 255V251H35V247L32 245V243H33V240H32V238L31 237H29V235H28V232L24 229L25 227L23 226V222H22V219H21V215H20V210H19V207H20V205H21V203H20V200H19V198L17 197V195H16V190H15V188H14V190H13V187H14V183L12 182V181H14V178H13V180H12V175H11V172H14V171H12V169L14 168V167H12V166H10V164H8V162L5 160V158H2ZM209 157V158H208ZM167 158V159H166ZM186 158V159H185ZM194 158V159H193ZM217 158V159H216ZM147 158H145V159H143V161H145ZM154 159V160H155ZM178 159V160H177ZM197 159H199V160H197ZM206 159V160H205ZM211 159V160H210ZM223 161H225V162H223ZM225 159V160H224ZM154 160H152L153 162H151L150 164H152V163H155L156 161H154ZM168 161V162H165V161ZM184 160H185V162H184ZM195 160H196V162L197 161H200V162H198V163H196L195 162ZM203 160V161H202ZM217 160V161H216ZM218 160L219 161H222V162H218ZM149 161V160H148ZM158 161H157V164H160V165H163L162 163H158ZM170 161V162H169ZM172 161V162H171ZM181 161V162H180ZM187 161H188V163L189 164H187ZM193 161V162H192ZM205 161H207L208 162V164H207V162H205ZM215 162V163H213L212 164V162ZM6 162V163H5ZM177 162L179 163V165L177 164ZM184 162V163H183ZM202 162H204L203 164L204 165H202ZM146 163H147V160H146ZM149 163V162H148ZM170 163V164H169ZM194 163V164H193ZM217 163H219V164H221L220 166L222 167H220L222 170H220V168H219V165L217 164ZM149 164V166L150 167H152L153 166V164H152V166ZM156 163H155V165H157ZM167 164H169V165H167ZM177 164V165H176ZM180 164H181V167H183V169L180 167ZM186 164V165H185ZM195 164H198V165H195ZM8 165H9V167H8ZM167 165V166H166ZM172 165V166H171ZM201 165V166H200ZM205 165L207 166V167H205ZM223 165H225L224 166V168H223ZM7 166V167H6ZM145 166V165H144ZM148 165L146 164V166H145V168L147 167ZM186 168H185V167ZM188 166V167H187ZM204 166V167H203ZM212 166H214V168H212ZM216 166L218 167V170H217V168H216ZM230 166V167H229ZM154 167V166H153ZM169 167L171 168L170 169V171H168L167 172V169L169 170ZM173 167V168H172ZM199 167V168H198ZM10 168H11V170H10ZM144 168V167H143ZM149 168V167H148ZM164 168H165V170H166V172L167 173H165L164 172ZM185 168V169H184ZM189 168V169H188ZM191 168H193V171H191L192 169ZM204 168H206V170L204 169ZM209 168V169H208ZM210 168H212V169H210ZM216 168V169H215ZM9 169V170H8ZM137 170V174H136V172H135V175H137V177L139 176V175H141L140 173H139V169H138V167L136 168ZM195 169V170H194ZM202 169V170H201ZM160 170H161V173H164L165 174V177H166V179H167V177H168V179H167V182L164 180V177L163 176H161V175H159V172H160ZM199 170V171H198ZM201 170V171H200ZM220 170V171H219ZM225 170V171H224ZM140 171H141V169H140ZM157 171H159V172H157ZM172 171H176L175 173L174 172H172ZM182 171V173H180ZM203 171V172H202ZM209 171V172H208ZM222 171V172H221ZM170 172V173H169ZM177 172H178V174H179V176L181 175V177H179L178 175H177ZM232 172V173H231ZM158 174L160 177H156L157 175H155V174ZM207 174V176H206V174ZM210 173H211V175H210ZM227 173V174H226ZM13 174V176H14V173H12ZM163 174V175H164ZM191 174H193V175H191ZM200 174V175H199ZM170 175H172V176H170ZM173 175H177V177L176 176H173ZM188 175V176H187ZM190 175V176H189ZM195 175V176H194ZM197 175H199V176H197ZM219 175V176H218ZM225 175H226V177L228 178L227 180H228V182H225L226 181V177H225ZM230 175V176H229ZM261 175V174H260ZM182 176H184L183 177V179H182ZM185 176H187V178L185 177ZM137 177H135L136 179V182H139V183H136V185H141V183H142V181L144 180V178L142 179L141 177H142V175H141V177H138V179L139 178H141V180L139 179V181H138V179H137ZM162 177H163V180L167 183L166 184V188H164L165 187V182L164 181H162ZM171 177H173V179L171 178ZM177 178L176 180H175V178ZM198 177V178H197ZM204 177H207V178H209V179H207V181H206V179L204 178ZM220 177V178H219ZM223 177V178H222ZM203 178V179H202ZM216 178V180H214ZM261 178H264V175H261L260 176V178H259V181H262L261 180ZM153 179V180H154ZM179 179V180H178ZM201 179V180H200ZM205 179V180H204ZM231 179V180H230ZM236 179H237V177H236ZM168 180H170V184H169V182H168ZM187 180V181H186ZM191 180V181H190ZM200 180V181H199ZM204 180V181H203ZM211 182H210V181ZM221 180V181H220ZM232 182L233 180V182L231 183L230 181ZM176 181H177V183H178V181H180V184H179V186H177V183H176ZM193 181V182H192ZM202 181V182H201ZM223 181V182H222ZM141 182V183H140ZM155 182H156V179H155ZM156 182V183H157ZM162 182H164V183H162ZM190 182H191V184H190ZM206 182H207V185H206ZM214 182V183H213ZM217 182V183H216ZM173 183V184H172ZM189 183V184H188ZM209 183V184H208ZM213 183V184H212ZM226 183V184H225ZM11 184L13 185V186H11ZM144 184V182L142 183V185ZM161 185L162 186V188L161 187H159L158 185ZM175 184V185H174ZM198 185V188H197V185ZM212 184V185H211ZM151 185H150V187H151ZM168 185H169V188H171V189H169V188H167L168 187ZM182 185V186H181ZM200 185V186H199ZM202 185H206L207 187L209 186V185H211V190H210V192L208 193V190L207 191H205V192H202V190H206V186H202ZM213 185H215L214 187H213ZM231 185L229 186V191L231 190ZM262 185H264V183H262ZM155 188H154V187ZM185 187V189H183L184 187ZM188 186V187H187ZM140 187V186H139ZM157 187H159V188H157ZM192 187V190L190 191V188ZM195 187H196V189L197 190H200L201 189V187L203 188V189H201L200 190V194H199V192L198 191H196V189H195ZM205 187V188H204ZM210 187V186H209ZM213 187V188H212ZM223 187V186H222ZM178 188V189H177ZM223 188H225V187H223ZM154 189V190H153ZM155 189L156 190H161V189H168V191L167 190H164V191H162V192H164V193H158V191H156V195L159 197V198H156V195L154 194V192H155ZM173 189H175V191L173 190ZM189 189V190H188ZM178 190H182L184 193H182V192H176V191H178ZM225 191H227V189H224ZM15 191V192H14ZM195 191V192H194ZM214 191V190H213ZM166 192V193H165ZM170 192L172 193V195L170 194ZM186 192V193H185ZM189 192V193H188ZM191 192V193H190ZM196 192H197V194H196ZM177 193V194H176ZM206 194L205 196H204V194ZM167 194L169 195V197L171 198V199H173V200H170L168 197H167ZM175 194V195H174ZM188 195V196H186V195ZM196 194V195H195ZM198 194H199V196H198ZM262 194H264V193H262ZM261 194V195H262ZM150 195V194H149ZM152 195H151V197H152ZM163 195H166L165 197H163ZM181 195V196H180ZM190 195V196H189ZM192 195H193V197H192ZM201 195V196H200ZM218 195V196H217ZM230 197H229V196ZM173 196V197H172ZM186 196V197H185ZM195 196H196V198H195ZM203 196V197H202ZM209 196V197H208ZM215 196H216V198H215ZM220 196V200L218 199V197ZM226 196H227V198H226ZM161 197H162V199H161ZM183 197V198H182ZM198 197H200V198H198ZM201 197L203 198V200L201 199ZM262 198H264V195H262L261 196ZM164 198V199H163ZM166 198V199H165ZM169 200H168V199ZM187 200H186V199ZM215 198V200H217V201H215L214 202V200L213 199ZM222 198L225 200V201H223L222 200ZM230 198V199H229ZM158 199V200H157ZM161 199V200H160ZM185 199V200H184ZM194 199H195V201H194ZM160 200V201H159ZM183 200V201H182ZM198 200V201H197ZM227 200V201H226ZM262 200H264V199H262ZM261 200V198H260V201L259 202H261L262 201ZM149 201V202H148ZM163 201V202H162ZM171 201V202H170ZM178 201V203L181 205V204H185V205H179V204H177V205H179L180 207L178 208L177 207V205H176V202ZM187 201V202H186ZM205 201V200H204ZM203 201V202H204ZM219 201V202H218ZM221 201V202H220ZM223 201V202H222ZM229 201V202H228ZM168 202V204L171 206H169L168 204L165 206L163 203H167ZM170 202V203H169ZM205 203V202H204ZM215 203V204H214ZM225 203V204H224ZM227 203H228V205H227ZM262 204H264V202H261ZM157 204V205H156ZM160 204H161V207H160ZM216 204H218V205H216ZM223 204V205H222ZM174 205H175V207H177V208H174ZM215 205V206H214ZM220 205V206H219ZM222 205V206H221ZM232 205V206H231ZM163 206V207H162ZM225 206V207H224ZM227 206H229V208L227 207ZM262 206V205H261ZM261 206H260V204H259V208H261ZM164 207H166L165 209H164ZM221 208L223 211H221L219 208ZM228 209H227V208ZM234 207V206H233ZM162 208V209H161ZM171 209V210H169V209ZM174 208V209H173ZM258 208V210L260 211V209ZM159 209H160V211H159ZM177 209H178V211H183L181 214L179 213L178 214V211H177ZM204 209V208H203ZM216 209H218V210H216ZM230 209H231V212H230ZM262 209H264V206H262ZM150 210H152V211H150ZM163 210V211H162ZM205 210H207V209H205ZM211 210V211H210ZM213 210H215V212L216 211H218V214H217V212L215 213ZM225 210V211H224ZM226 210H228V211H226ZM257 210V211H258ZM145 211V210H144ZM154 211H156L155 213H158V214H154ZM157 211H159V212H157ZM190 211V210H189ZM258 211V215H259V217L260 218H258L260 221H258L259 223L258 224H261L260 222H262V219H264V218H262V217H264V215H262V213H260L261 211H264V210H261L260 212ZM162 212V213H161ZM169 212V213H168ZM201 212V211H200ZM199 212V213H200ZM221 212V213H220ZM224 212V213H223ZM225 212H226V214H225ZM151 213H153L152 215H151ZM215 213V214H214ZM223 213V214H222ZM231 213V217L234 219H232V218H229L228 219V217L230 216L229 214ZM162 214V215H161ZM184 214V215H183ZM222 214V215H221ZM235 216H234V215ZM261 214V215H260ZM163 215H164V217H163ZM199 215V214H198ZM206 215V216H205ZM210 215V216H209ZM145 216H147V217H145ZM157 216V217H156ZM162 216V217H161ZM195 216H197L196 214H195ZM201 216H202V218H201ZM262 216V217H261ZM198 217V216H197ZM206 217V218H205ZM214 218V219H211V220H213V221H215V223L213 224V222L210 220V221H208V218L210 219V218ZM156 218V219H155ZM181 218V217H180ZM180 218H176V220H178V219H180ZM175 219V218H174ZM173 219V220H174ZM231 220H233V221H231ZM200 221H198V222H200ZM206 221H208L207 223H206ZM156 223V224H155ZM208 223H209V225H208ZM199 224V223H198ZM206 224H207V226H206ZM212 224V225H211ZM215 224V226L217 227V225ZM225 224V225H224ZM262 224H264V222H262ZM260 225V226H257V228H256V230L258 229V231H257V235L259 234H261L262 232H264V228H262V227H264V225ZM201 225V224H200ZM205 226V227H204ZM224 226V227H223ZM262 226V227H261ZM211 227V228H212ZM222 227V228H221ZM259 227H261L260 229H262V232L261 233H258L259 231H260V229H259ZM201 228V227H200ZM203 228H201V230H204ZM210 228V227H209ZM228 228V229H227ZM208 229V228H207ZM25 230V231H24ZM229 230H230V234H229ZM12 232H14V233H12ZM26 233L25 234V236H24V233ZM222 233V234H221ZM9 235H10V237L12 238V236L13 235H15V236H18V237H16L15 238V236H14V238L15 239H17L18 238V241H19V239H20V242H18L17 240V245H18V248L20 247H22L21 249L19 248V251L20 250H22L20 253H21V255L22 256H20V259H17V258H12V257H9V256H7V255H5L6 254V249L7 248H9V246H8V244H6L7 242H5V240H6V237L8 236L9 237ZM12 235V236H11ZM227 235V236H226ZM229 235H231V236H229ZM261 236V235H260ZM9 237V238H10ZM257 237H259V236H256V238L255 239H258ZM26 238V239H25ZM223 238H225L224 240H223ZM260 238V240L262 241V239L261 238H264V233H262V237H259ZM234 239V240H233ZM30 241V242H29ZM225 241V242H224ZM232 241V242H231ZM256 241V240H255ZM27 243H29V245L27 244ZM217 243V242H216ZM215 243V244H216ZM233 243V244H232ZM258 243V245L260 246V244L259 243H261L260 241L258 242V240L255 242V244H254V250H255V247H259V246H255L256 244ZM30 244H31V246H33V247H31L30 246ZM262 245H264V241H262V243H261ZM30 246V247H29ZM214 246V245H213ZM260 248V247H259ZM258 248V251H257V254H254L256 257H254L253 258V256H252V258L253 259H256L257 258V260H255V261H258L259 262V259H260V262L258 263H256L252 258L250 259V260H248V261H253L255 264H264V247H262L261 246V250L262 251H260V249ZM216 249V250H215ZM220 249H221V251H220ZM34 250V251H33ZM218 250V251H217ZM253 250V253L256 251H254ZM215 251L217 252V253H215ZM23 252V253H22ZM199 252H202V253H198L197 254V256H196V261H198L197 262V264H201V263H206V261H205V257H203L204 255H202V254H205L204 252L205 251H199ZM221 252V255H219L218 253H220ZM256 253V252H255ZM200 254L202 255V256H200ZM200 257H199V256ZM199 257V258H198ZM260 257V258H259ZM2 259V258H1ZM217 259V260H216ZM262 259V260H261ZM3 261V262H2ZM196 261H194V263L196 262ZM205 261V262H204ZM220 261V262H219ZM248 261L247 262H245L246 264H249L248 263ZM223 262V263H222ZM238 262V263H237ZM253 262H250L251 264H254Z\"/></svg>", "mask_w": 264, "mask_h": 264}]
</instances>
